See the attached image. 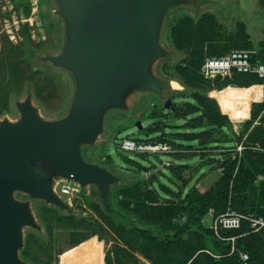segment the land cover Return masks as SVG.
Here are the masks:
<instances>
[{
	"label": "rangeland",
	"instance_id": "374dc122",
	"mask_svg": "<svg viewBox=\"0 0 264 264\" xmlns=\"http://www.w3.org/2000/svg\"><path fill=\"white\" fill-rule=\"evenodd\" d=\"M60 9L58 0H0V122L4 119L18 121L21 113L17 103L27 97H31L44 120L56 121L69 114L76 80L71 71L43 59L60 54L66 47L67 25ZM237 36L242 42L237 48L251 50L264 43V0L262 4L261 0H181L168 9L159 40L166 54L155 61L153 72L163 80L178 81L184 89L168 88L160 94L132 90L126 97V108H112L105 113L103 131L96 141L81 146L87 163L104 167L119 179L110 187L108 206L97 185H81L77 181L74 182L78 184H75L78 191L71 195L70 202L68 195L59 192L61 185L55 189L56 183L65 178L59 175L53 177L52 186L69 206L67 209L21 190L14 192L15 199L29 203L39 225V228L23 227L21 260L27 264H213V254L201 248L202 238L194 230L184 233L180 242L167 239L177 234L179 221L185 216L177 203L156 195L153 189L154 185L158 187L163 183L177 190L170 179L180 180L183 192L199 179L210 186L221 175L218 163L208 164V158L202 161L199 154L193 155L194 149L138 154L122 150L120 144L126 137L148 141L165 134L173 142L198 146L200 139L191 136L203 128L187 125V119L172 114L164 103L174 98L179 105L194 104L193 97L183 95L203 93L214 99L220 112L227 115L212 93L229 87L262 85L220 86L208 83L200 74L185 72L184 65L194 60L193 51L205 50L206 38L219 41L217 45L229 51L235 45L227 41ZM262 104L264 88L262 98L251 103L250 111L241 113L240 121H231L228 140L234 139L236 128L241 131L247 127ZM153 111L158 115L153 116ZM138 122L142 123L141 129ZM155 125L159 128L152 129ZM224 136L219 129H214L212 134L202 137L205 141H220ZM230 141L220 145L231 146ZM258 145V136H255L249 146ZM217 149L212 150L214 154L220 153ZM252 149L237 161L236 171L244 162L261 161L255 154L258 149ZM138 164L155 168L140 173ZM169 164L187 165L182 179L174 175ZM144 173H150L145 178L154 177V184L142 182ZM184 177L189 178L187 185ZM145 189L150 192L146 194ZM198 189L206 190L201 186ZM232 206L226 212H239L234 203ZM213 217L210 210L202 219V225L209 228ZM247 234V229L243 228L233 235L246 237L251 242L250 248L255 252L252 264H264V234L255 238Z\"/></svg>",
	"mask_w": 264,
	"mask_h": 264
},
{
	"label": "water",
	"instance_id": "95a60500",
	"mask_svg": "<svg viewBox=\"0 0 264 264\" xmlns=\"http://www.w3.org/2000/svg\"><path fill=\"white\" fill-rule=\"evenodd\" d=\"M58 1L67 44L60 54L43 59L71 71L76 92L62 119H42L27 97L17 103L18 121L0 122V264H27L19 257L23 227L39 228L29 203L15 199L16 190L67 209L52 186L59 175L81 185H97L108 206L110 187L119 179L87 163L81 146L96 141L105 113L126 108L132 90L160 94L168 88L184 89L178 81L163 80L153 72L155 61L166 54L159 42L163 18L181 0ZM164 107L175 109L169 99ZM137 125L142 128L141 122Z\"/></svg>",
	"mask_w": 264,
	"mask_h": 264
},
{
	"label": "trees",
	"instance_id": "16d2710c",
	"mask_svg": "<svg viewBox=\"0 0 264 264\" xmlns=\"http://www.w3.org/2000/svg\"><path fill=\"white\" fill-rule=\"evenodd\" d=\"M212 23V22H210ZM217 40L213 38L205 39V50L193 51L192 56L194 60L188 61L184 67H186L185 72L188 75L201 74V67L207 57H221L228 54L232 49H246L237 48L242 46L240 37L233 38V40L227 41L232 42L235 47L231 48L229 51L225 47L220 48L217 45ZM237 46V47H236ZM255 53L252 54V61L264 62V43L261 45L254 46ZM202 77H204L202 75ZM205 78V77H204ZM207 79V78H205ZM210 84H218L220 86H249L254 83L264 85V79L259 78L254 73H238L233 72L231 76H221L218 75L213 79H207ZM254 85L249 88H237L229 87L222 92L212 93L218 98L223 112L229 114L231 119L241 113H245L247 110L250 111L251 103L254 100H260L263 95V86ZM191 96L195 100V103H183L177 104L172 98L171 103L175 107L174 111H170L177 117L187 119V125H194V127H201L203 130L191 137H197L200 139L198 146H185L171 141L167 138L165 134L149 139V142H168L172 144L175 151L184 149H194V154H199L202 161L208 158V164L218 163V167H223V173L219 178L214 181L205 191L199 190L195 185L190 187L186 192L180 190L179 181L170 179V182L176 185L178 188L174 190L171 186L163 183H159L158 187L154 185V191L156 195L166 198L167 200L174 201L178 204L179 209L183 212L186 217L185 221L180 220V229L172 238L167 237L168 240L172 242H180L181 237L184 233L194 230L197 232L201 238L203 247L209 250L212 254L216 255L212 257L213 264H242L238 253L229 254L231 250V241L219 239L213 229L205 228L202 225V219L213 210V216L216 217L222 213H225L229 208H232V203L239 212L247 213L252 212L259 215H264V104L259 105V113H256L251 122L247 127L241 129L239 133L235 130L234 139L228 140L227 135H229V128L232 127V122L229 117L222 112H220L217 102L207 97L205 94L193 93ZM182 106V108L180 107ZM248 106V108H247ZM153 116L158 115L157 111L152 112ZM192 115V116H191ZM191 116V118H190ZM249 117V115L247 116ZM258 121L257 124H254ZM159 126L155 125L152 129H158ZM214 129H219L220 132L225 134L223 139L220 141H205L203 135H210L214 132ZM224 129H227L228 133ZM247 135L245 140V145L249 146V142L255 136H258V143L262 150H257L255 154H258L261 161L256 164H250L248 162L242 163L241 167L236 171L237 161L241 159L247 152L253 150L252 148H246L242 151L241 155L236 153L235 143L240 142L242 138ZM223 141H230L231 146H221L220 143ZM217 142V143H215ZM215 143V144H213ZM219 144V145H218ZM220 148H227L228 150L219 151L220 153H213L212 150ZM217 149V150H218ZM141 154V153H138ZM223 157L220 158V156ZM130 162L132 160L128 159ZM174 171V175L178 179L183 178V174L187 165L173 166L169 164ZM155 168L143 167L142 165L137 166V170L141 173L144 169ZM153 178H143L142 182L154 184ZM189 180V179H187ZM187 180L186 181L187 185ZM183 183V181H182ZM146 194L150 191L145 189ZM119 194L116 196V200H119ZM239 230H226L222 231L224 237L234 236ZM264 234V230L258 233H249V237L255 238ZM235 246L237 249L246 251L250 255V264L255 257V252L251 250V242L247 240L246 237H237L235 240Z\"/></svg>",
	"mask_w": 264,
	"mask_h": 264
},
{
	"label": "built area",
	"instance_id": "2783aa9c",
	"mask_svg": "<svg viewBox=\"0 0 264 264\" xmlns=\"http://www.w3.org/2000/svg\"><path fill=\"white\" fill-rule=\"evenodd\" d=\"M254 50L250 49H232L228 54L221 57H207L201 67V74L207 79H213L218 75L231 76L233 72L238 73H254L259 78L264 79V62L252 61V54ZM255 121L254 124H257ZM237 133L240 131L235 129ZM247 135H245L240 142L235 143V152L241 155L242 151L246 148H257L262 150L260 146L250 147L245 145ZM120 148L124 151L131 153H171L175 149L172 144L168 142H149L140 139H133L126 137L122 140ZM227 148H220L218 151H225ZM224 168L219 167V171L222 174ZM78 185L76 182L63 178L56 183L55 189L61 185L60 192L68 195V200L71 202V195L78 191L76 188ZM182 221L186 220V217L181 218ZM210 228L213 229L215 235L222 240H230L231 250L229 254H233L238 251L239 258L242 264H250V255L244 251L239 250L235 246V240L237 236L224 237L222 231L226 230H240L247 229V233H258L264 230V215L255 214L252 212L242 213L236 211H229L213 217L210 222ZM214 255V254H213ZM216 256V255H214Z\"/></svg>",
	"mask_w": 264,
	"mask_h": 264
},
{
	"label": "crops",
	"instance_id": "0c3cea01",
	"mask_svg": "<svg viewBox=\"0 0 264 264\" xmlns=\"http://www.w3.org/2000/svg\"><path fill=\"white\" fill-rule=\"evenodd\" d=\"M261 4H262V0H261ZM237 22H242L241 20H236ZM263 88H264V86H263ZM228 115V117H229V119L232 121H240V119H241V114H238V115H236V116H234L232 119H231V117L229 116V114H227ZM236 129H238V128H236ZM178 151H185V150H178ZM207 177H208V175H206ZM189 179V178H188ZM205 180H202V179H199L197 182H196V184H195V186L198 188L199 186H201V188H208L209 186L208 185H206L205 184ZM212 183V182H211ZM205 184V185H204ZM211 185V184H210Z\"/></svg>",
	"mask_w": 264,
	"mask_h": 264
},
{
	"label": "bare ground",
	"instance_id": "6f19581e",
	"mask_svg": "<svg viewBox=\"0 0 264 264\" xmlns=\"http://www.w3.org/2000/svg\"><path fill=\"white\" fill-rule=\"evenodd\" d=\"M60 189V188H59ZM60 192V191H59Z\"/></svg>",
	"mask_w": 264,
	"mask_h": 264
}]
</instances>
